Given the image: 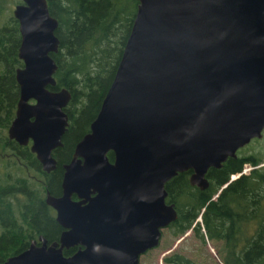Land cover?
<instances>
[{"label": "water", "instance_id": "1", "mask_svg": "<svg viewBox=\"0 0 264 264\" xmlns=\"http://www.w3.org/2000/svg\"><path fill=\"white\" fill-rule=\"evenodd\" d=\"M137 1L98 113L64 165V194L50 200L68 229L50 242L39 236L1 264H139L177 217L166 181L189 170V183L204 189L209 167L263 135L264 0ZM12 11L24 66L16 70L20 97L9 133L20 139L22 124L34 127L32 148L49 169L70 98L66 87L46 88L55 82L58 20L47 0H21ZM30 108L39 112L34 122Z\"/></svg>", "mask_w": 264, "mask_h": 264}, {"label": "trees", "instance_id": "2", "mask_svg": "<svg viewBox=\"0 0 264 264\" xmlns=\"http://www.w3.org/2000/svg\"><path fill=\"white\" fill-rule=\"evenodd\" d=\"M14 1L21 0H0V14L9 2ZM137 2L47 0L50 14L58 20L55 34L59 46L53 53L57 62V85L71 92L70 102L88 104L77 107V111L84 110L85 117L98 108L111 83ZM10 17L7 24L0 25V102L16 97L14 69L22 63L17 55L18 21L13 15ZM85 117L76 121L73 132L76 138L80 129L85 128ZM262 161L256 154L229 156L221 166L208 168L209 184L204 189L189 183V170L171 177L165 183L166 198L175 203L177 217L168 226L170 232L178 235L191 227L202 242L206 241V236L221 241L217 251L224 264H263L264 164L259 165ZM245 163L252 167L248 172H241ZM235 172L241 173L230 180V175ZM226 182L227 185L212 198ZM3 187L0 186V264L9 255L25 248L36 231V223L29 215L18 218L11 214L9 206L14 211L15 203L5 198L7 191ZM17 197H14L16 202ZM199 215L200 221L197 220ZM43 218L46 216L40 217L37 226L48 240L56 238L54 222ZM71 251L69 248L64 253ZM163 259L171 264H202L179 252Z\"/></svg>", "mask_w": 264, "mask_h": 264}, {"label": "flooded vegetation", "instance_id": "3", "mask_svg": "<svg viewBox=\"0 0 264 264\" xmlns=\"http://www.w3.org/2000/svg\"><path fill=\"white\" fill-rule=\"evenodd\" d=\"M57 51L50 52V55L55 62L56 60L53 56V53H56ZM21 61V65L15 67L14 69V78L16 81L15 85L17 86V94L15 95L16 97H12L11 99L8 97V100L5 102H0V186H4L3 188H5L7 191L4 192L5 198H9L10 201L15 203L14 211L12 210L11 206H9L11 214L18 218H22L23 215H29L33 223H36V231L32 233V237H30L26 246L28 247L32 240H36V243L38 244L39 236L45 237L44 233L41 231V228L37 226L41 216H46V218H43V220L46 219L54 222L55 227L53 226V228L55 229L56 238L52 240H57L61 232L68 229L67 227L61 225L58 221V209L50 202V200H52V198L60 197L64 194L62 186V179L65 172L64 165L69 163L73 157L76 142L90 130V123L97 115L101 102L98 108L90 112L85 117V112H83L84 110L82 112L81 110L77 111V107H80L81 105L88 106V104L73 103L72 101L70 102L71 92L69 91L70 98L63 107V111L67 115V126L61 137L62 143L51 147L50 155L51 158H53V166L49 169H45L43 162L37 156V152L32 148L34 144L32 132L35 130V128L29 126L27 123L22 124L20 130L18 131L20 139L15 136H11L9 133V128L12 124V121L17 115L20 88L16 79V70L17 68L24 66V61L22 59ZM56 69L52 74L55 82L46 85V88L50 91H58L61 88L57 85V78L55 76ZM27 102L31 105L35 104L36 98L30 96L27 99ZM28 112V121L34 122L37 119L39 112L35 108H30ZM82 117H85L83 123H86V125L84 130H82V128L80 129L79 135L76 138V136H74L75 134L73 135V132L76 128V121ZM107 156L112 162L114 159L112 151H108ZM95 194L96 192H91L90 196H94ZM15 196H18V202H16V199L14 198ZM70 198L73 201H79L81 199V197L75 191L70 193ZM169 224L165 227L168 228ZM52 240H48V242ZM78 246L79 244L70 246L69 248L72 250L71 253L74 252ZM64 250L66 249L64 248Z\"/></svg>", "mask_w": 264, "mask_h": 264}, {"label": "rangeland", "instance_id": "4", "mask_svg": "<svg viewBox=\"0 0 264 264\" xmlns=\"http://www.w3.org/2000/svg\"><path fill=\"white\" fill-rule=\"evenodd\" d=\"M17 2H9L5 10L0 14V25L7 24L11 15H13V7ZM14 16V15H13ZM238 155L256 154L262 157L264 164V131L261 137L251 139L247 144L237 150ZM252 166L249 163L243 165L241 172H248ZM241 172H235L230 175V179L235 178ZM201 220V218H197ZM206 241L202 242L193 231L188 228L184 233L173 235L167 227L162 228V235L159 244L148 249L141 254L139 264H171L164 261V257L174 252L182 253L202 264H215L222 262L217 251L221 246V241H213L206 236ZM264 264V263H263Z\"/></svg>", "mask_w": 264, "mask_h": 264}]
</instances>
